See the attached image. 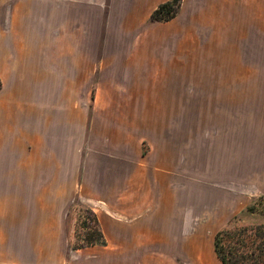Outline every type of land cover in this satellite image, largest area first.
Listing matches in <instances>:
<instances>
[{
  "label": "rangeland",
  "instance_id": "1",
  "mask_svg": "<svg viewBox=\"0 0 264 264\" xmlns=\"http://www.w3.org/2000/svg\"><path fill=\"white\" fill-rule=\"evenodd\" d=\"M31 1L0 0V264H220L212 246L218 230L234 217L239 227L263 223L242 216L264 196L242 181L244 140L264 132V105L244 95L264 86V0H182L164 23L150 22V12L170 0H74L98 6L96 43H50L47 21L36 43L15 17L23 7L24 20V11H49L51 0H36L32 10ZM130 8L140 30L116 32L111 16ZM164 146L186 157V175L174 172L186 185L172 193L180 200L165 217L182 212L179 237L158 218L147 230L138 225L152 207L133 209L130 182L117 200L92 189L99 176L114 178L120 163L144 162ZM226 169L240 198L232 217L208 199L222 188L213 177ZM211 212L217 223L193 222ZM90 213L105 245L73 250ZM147 245L148 254L134 253Z\"/></svg>",
  "mask_w": 264,
  "mask_h": 264
},
{
  "label": "crops",
  "instance_id": "2",
  "mask_svg": "<svg viewBox=\"0 0 264 264\" xmlns=\"http://www.w3.org/2000/svg\"><path fill=\"white\" fill-rule=\"evenodd\" d=\"M35 1L36 0L31 1L32 8L29 7V9L32 10L36 7ZM94 7L98 6L94 3L88 5L86 2L76 4L74 0H51L49 11L48 8L42 11L40 10L39 12L36 11V9L30 12L24 11L26 13V18L24 20V18L20 19L23 15V7L19 9L20 12L15 17L16 19L19 17V19L14 20L18 25H20L19 22L21 21L20 26L24 25L25 27L23 29H26L29 34L32 33L34 35V39L39 40V42L36 41V43H43V35L41 33L43 31V23L46 21L50 24V43H96L94 41H97L100 35L99 32L101 31L100 27L102 28V14L99 13V10L94 9ZM156 8H153L150 13H152ZM130 9L132 11L128 13L126 17H122V14L118 17L113 15L111 16L112 19L110 20H114V29L116 32L126 33L129 31L134 32L140 30V14L136 12L135 8ZM143 17L146 19L145 15H143ZM110 20L108 19L107 21L109 22ZM91 21L95 23L94 29L90 26ZM105 25V31L112 29V27L106 23ZM107 26L109 27L107 28ZM261 31L262 30L258 32ZM37 32H40V35L37 34ZM6 36L7 35L4 37ZM9 36H11V34H9ZM258 37L259 38L255 40L257 41L256 43H262L263 39L261 37H263V35L261 34ZM248 43H251L250 39L248 40ZM258 67L260 68V65H258ZM258 79L263 81L262 85H264V77L261 78L260 76ZM244 92H248L244 93V95H248L250 97L248 99L249 104L253 102L254 104H259V106L264 105V86H260L258 88L249 87L246 88ZM211 102L212 99L210 100V105ZM249 136H252V139H255V135L250 134ZM244 142L245 156L243 160V167L245 172L242 181L243 185L246 187V191H250V193L254 192L264 195V132H260L256 141L244 140ZM217 148H220L222 153H225L226 150V157H229V147L226 146L225 150H223L222 147ZM141 158L144 159V162H138V159H135L136 162L130 161V163L127 161H124V163L122 161L123 163H120L121 170L120 172H116L114 174V178H107V180H105V178L99 176L97 185L94 184L92 189L100 199L110 201L112 199L117 200L120 196H123L124 187L128 182H130L133 186H136L137 184L139 187L134 186V188L131 189V192L127 195L129 197L131 196V199L135 202L133 209H137L149 202L152 207V217L147 216L144 219L142 218V220L138 221V225L144 226L147 230V225L150 224V222H153L154 218H158V221L161 223L172 224L174 233L176 234L175 236L179 237L176 233L179 229L175 224L179 225L182 222V212L179 210L175 212V217L171 221L172 223L169 220L167 221L165 217H170L172 213V200H180L179 194L172 195V193L181 189L182 184L183 186L186 185V180L184 178L183 180L180 178L181 172H185V175L187 172L186 157L185 155L184 158L181 157L180 147L178 148L177 154V152H172L170 148L164 146L156 153H154V151H150L148 154L141 156ZM214 162L218 167H228L223 161L215 160ZM127 167H130L129 170ZM177 170L180 172L178 173L179 177L174 173ZM228 170L229 169H226V171L223 170V173H226L213 177L212 183L215 185L221 184L222 188L213 187L211 189L212 193L208 199L214 202L212 205L220 207L223 211H226L230 217H232L234 214L235 202L239 201L240 198H237L236 195L231 193L233 189L230 187L234 184V177ZM195 179L197 178L195 177ZM223 186L225 187L223 188ZM176 203L175 208L179 207L178 202ZM213 215L215 214L212 213V215L207 216V219L205 220L197 217L193 222L217 223ZM146 230L143 232L144 239H147L149 237L148 235H150L147 234ZM148 250H150L149 245L144 248H139V251L137 250L134 253L146 255L148 254Z\"/></svg>",
  "mask_w": 264,
  "mask_h": 264
},
{
  "label": "trees",
  "instance_id": "3",
  "mask_svg": "<svg viewBox=\"0 0 264 264\" xmlns=\"http://www.w3.org/2000/svg\"><path fill=\"white\" fill-rule=\"evenodd\" d=\"M182 0H170L160 4L150 15V22H168L178 14ZM264 196L253 200L242 211V216L250 217L251 221L263 220V223L253 227H239V217L229 221L218 230L212 241L213 251L220 264H264ZM263 208V209H262ZM81 221L84 233L81 235L82 244L72 247L79 250L92 246H104L105 238L95 215ZM240 216V217H242ZM251 217L253 219H251ZM257 218V219H256Z\"/></svg>",
  "mask_w": 264,
  "mask_h": 264
}]
</instances>
